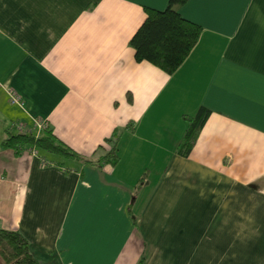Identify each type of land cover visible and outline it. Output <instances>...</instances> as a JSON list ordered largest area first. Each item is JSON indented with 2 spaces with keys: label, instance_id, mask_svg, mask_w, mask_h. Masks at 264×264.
Here are the masks:
<instances>
[{
  "label": "crops",
  "instance_id": "obj_1",
  "mask_svg": "<svg viewBox=\"0 0 264 264\" xmlns=\"http://www.w3.org/2000/svg\"><path fill=\"white\" fill-rule=\"evenodd\" d=\"M167 2L0 0V228L42 264H264V0L174 6L201 31L171 74L129 45ZM34 121L92 161L1 145Z\"/></svg>",
  "mask_w": 264,
  "mask_h": 264
},
{
  "label": "trees",
  "instance_id": "obj_2",
  "mask_svg": "<svg viewBox=\"0 0 264 264\" xmlns=\"http://www.w3.org/2000/svg\"><path fill=\"white\" fill-rule=\"evenodd\" d=\"M185 0H168L162 10L143 7L145 17L129 39L136 61H147L166 74H171L185 59L196 43L201 27L183 17L174 6ZM208 115V110L200 107L193 116H184L187 126L176 146V153L185 156L194 145L196 137ZM3 147L13 149L34 148L40 158L46 156L82 158L57 140L47 126L38 131L6 132L1 142ZM115 141L110 143L96 162L114 165L117 162ZM0 264H42L32 254L27 239L16 230L0 228ZM140 264V261H138Z\"/></svg>",
  "mask_w": 264,
  "mask_h": 264
},
{
  "label": "built area",
  "instance_id": "obj_3",
  "mask_svg": "<svg viewBox=\"0 0 264 264\" xmlns=\"http://www.w3.org/2000/svg\"><path fill=\"white\" fill-rule=\"evenodd\" d=\"M7 94H8V98H9L10 103H14V104L19 103V97L17 95H15L11 90H9ZM34 125L36 128V131H38L40 128H42L44 126L43 123H40V121H34ZM18 131L22 132L21 128H18ZM23 132H27V131L24 130ZM23 150L28 152L32 156H36L39 159L41 165L45 166V165L50 164V162L44 160L43 158H40V156L38 155V152L34 148L28 147V148H25Z\"/></svg>",
  "mask_w": 264,
  "mask_h": 264
}]
</instances>
